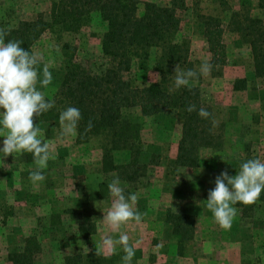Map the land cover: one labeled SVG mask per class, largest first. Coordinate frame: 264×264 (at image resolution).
<instances>
[{
	"label": "rangeland",
	"instance_id": "obj_1",
	"mask_svg": "<svg viewBox=\"0 0 264 264\" xmlns=\"http://www.w3.org/2000/svg\"><path fill=\"white\" fill-rule=\"evenodd\" d=\"M51 1L0 0V12L9 10L7 17L11 23L31 20L47 13ZM146 2L164 7L170 0H140L138 15ZM183 4L184 8L177 10L180 16L177 38L188 44L192 70L199 72L203 62L212 65L209 75H200L189 85L200 89L217 131L221 132L222 124L226 126L220 151L202 149L201 167L177 168L171 164L181 137V121L176 111L144 117L137 107L124 109L123 117L141 126L146 149L142 161L146 163L153 156L157 157L153 161L157 163L148 168L144 180L147 184L134 192L138 194L134 210L143 214L142 221L139 224L129 221L113 230L102 221L113 198L101 199L98 193V184L104 177L100 167L103 138L93 137L79 144L76 134L62 136L60 125L36 122L41 130L39 138L50 145L51 153L47 167L41 170L43 181L33 184L29 180L30 172L37 169L34 162H27L24 152L7 157L0 154V264H16L10 256L21 253L28 239H34L38 247L29 264H91L97 258L96 245L106 237L118 240L121 232L135 245L131 264H152V261L164 264V259L165 264H178L170 253V228L163 221L168 209L193 217L195 237L182 264H257L253 255L241 256V251L248 248L252 252V244L254 250L264 248L262 219L242 217L235 207L237 215L231 227L221 228L207 209L206 200L216 176L224 170L232 176L237 174L243 142H249L252 155L264 161V78L255 76L250 48L230 25L232 13L260 18L264 24V10L258 7V0H183ZM206 17L219 22L222 28L227 60L224 65L212 64L204 36ZM105 30L106 24L93 14L78 33L45 32L32 51L41 58L37 66L41 72L45 64L49 66L52 82L45 88L38 81L37 90L45 98H52L62 83L63 44L75 47L76 58L88 67L101 68L105 62L101 51ZM154 56L133 60L131 75L137 87L160 80ZM237 80L245 86L243 90L234 89ZM168 86L174 87V69ZM4 134L6 130L0 132V136ZM3 139L0 137V147ZM126 154L114 153L115 161L125 163ZM89 224L95 226V234L82 239L79 227L87 228ZM154 234L158 237H153ZM218 247L223 248V254ZM123 255L122 246L115 244L114 250L106 249L101 256L112 257L114 264H122Z\"/></svg>",
	"mask_w": 264,
	"mask_h": 264
},
{
	"label": "trees",
	"instance_id": "obj_2",
	"mask_svg": "<svg viewBox=\"0 0 264 264\" xmlns=\"http://www.w3.org/2000/svg\"><path fill=\"white\" fill-rule=\"evenodd\" d=\"M139 5L140 0H52L47 13L14 23L8 20L9 10L0 12V28L8 32L5 43L18 40L22 42L21 47L30 51L47 31L78 33L93 14L98 15L106 24L101 38V51L105 59L102 67L97 70L88 67L76 58L75 47L63 44V81L52 98H46L49 102L54 100L55 106L35 119V123L48 122L57 127L62 110L69 106L80 110L81 119L76 130V142L86 143L93 137H102L104 140L100 163L104 177L98 184L101 199L109 198L108 184L115 177H119L126 196L134 194L147 184L144 180L149 166L157 163L153 162L157 159L153 156L146 163L142 161L146 149L141 137V126L124 118V109L137 107L144 117L154 116L166 110L176 111L181 121V137L176 157L171 164L177 168L201 167L202 149L219 152L226 127L222 124L221 132H218L213 126L211 109L203 102L198 87L189 85L171 89L168 86L175 65L192 69L188 44L177 38L180 28L177 10L184 8L183 0H170L164 7L146 2L143 4L141 15L137 14ZM258 7L264 10V0H258ZM230 25L232 31L238 33L250 48L255 76L264 78L263 21L249 15L232 13ZM203 26L207 49L212 54V64L224 65L227 60L219 22L214 23L212 18L206 17ZM152 54L155 55L160 80L141 88L137 87L131 75L133 60L150 59ZM240 83V80L234 83L235 90L245 88ZM189 104H195L197 110L205 108L211 116L204 119L197 111L188 112L186 109ZM89 121L92 128L86 132ZM241 148L242 155L237 163V171L243 162L256 158L250 151L249 142H243ZM117 152L127 153L125 163L115 161L114 153ZM24 153L27 162H34L31 153ZM234 207L240 210L242 217L264 220V192L256 203H237ZM165 221L177 238L178 253H185L195 235L193 217L188 213L168 209ZM95 231L93 224H89L87 228L80 225L79 237L86 239L94 235ZM35 242L34 239H28L21 253L10 256V260L16 264H29L38 248ZM114 263L112 257L100 255L91 264Z\"/></svg>",
	"mask_w": 264,
	"mask_h": 264
},
{
	"label": "clouds",
	"instance_id": "obj_3",
	"mask_svg": "<svg viewBox=\"0 0 264 264\" xmlns=\"http://www.w3.org/2000/svg\"><path fill=\"white\" fill-rule=\"evenodd\" d=\"M7 35L8 32L0 28V132L6 130V134L0 136L4 138L0 154L7 157L15 153H31L37 170L30 172L29 180L35 184L45 179L41 170L47 167L51 158L50 145L39 138L41 130L35 119L55 106V101H47L45 94L37 90L36 85L39 81L41 86L46 88L52 82V74L47 64L43 66L42 72L38 69L41 59L39 54L25 50L21 47V41L11 40L5 43ZM211 68L212 65L208 62L200 65L199 72L182 69L179 64L175 65V89L189 86L190 81L200 75H209ZM186 110L190 113L197 111L204 119L211 116L203 107L197 110L195 104H189ZM80 119L81 112L78 108L69 106L62 110L59 115L60 134L75 135ZM91 128L92 123L89 121L86 132ZM108 191L113 199L110 207L104 211L102 221L105 224L113 230H118L129 221H135L137 224L142 221L143 214L134 210L138 194L126 196L119 177L109 182ZM262 192L264 161L258 158L249 159L240 165L235 176L230 175L227 170L216 176L215 187L208 192L206 207L212 212L215 222L221 228L228 229L237 215L234 205L254 204ZM115 244L122 246V264H131L135 245L129 243V236L123 232L119 234L118 240L114 241L111 237L103 239L96 245V255H103L106 249L114 250Z\"/></svg>",
	"mask_w": 264,
	"mask_h": 264
},
{
	"label": "crops",
	"instance_id": "obj_4",
	"mask_svg": "<svg viewBox=\"0 0 264 264\" xmlns=\"http://www.w3.org/2000/svg\"><path fill=\"white\" fill-rule=\"evenodd\" d=\"M166 212H167V210H166ZM165 219H166V213H165V217H164V220L163 221H165ZM263 224H264V220H262L261 221ZM151 223H153V222H151ZM165 223H166V221H165ZM168 226H169V228H170V230L168 231V234H169V238L171 239V242H172V246L170 247V253L172 254V256L174 257H170V258H173L174 259V263H178V264H182L181 262L184 260V258H185V255H186V253L187 252H185V253H183V254H180V253H178V250H177V238L172 234V231H171V226L168 224V223H166ZM196 232V231H195ZM153 233H155V230L153 231ZM153 237H158V236H156L155 234H154V236ZM194 237H195V235H194ZM194 240V239H193ZM221 240V239H220ZM223 240V239H222ZM252 249L254 250L255 248H253V244H252ZM217 250L218 251H220L222 254L224 253L223 252V248H221V247H218L217 248ZM252 250V252H249L250 250H248V248H247V250L246 251H244L243 249H242V251H241V256L242 255H246V256H248V254L249 255H253V257H255V262H257V264H264V248H262V249H256V250H254L253 251ZM260 250H262V252H260ZM248 253V254H247ZM250 257V256H249ZM209 260V259H208ZM165 261H166V259H164V264H165ZM149 264H151L150 262H149ZM152 264H154V261H152Z\"/></svg>",
	"mask_w": 264,
	"mask_h": 264
}]
</instances>
